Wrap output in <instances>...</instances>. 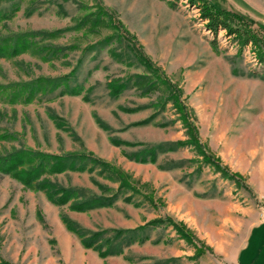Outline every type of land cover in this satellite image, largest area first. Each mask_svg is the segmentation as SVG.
Returning <instances> with one entry per match:
<instances>
[{
	"label": "rangeland",
	"instance_id": "374dc122",
	"mask_svg": "<svg viewBox=\"0 0 264 264\" xmlns=\"http://www.w3.org/2000/svg\"><path fill=\"white\" fill-rule=\"evenodd\" d=\"M206 1L237 13L264 33V0ZM101 7L106 13L98 17ZM34 30L55 31L35 38L40 45L63 48L49 53L31 48L0 57V83L74 71L70 82L82 90L73 94L59 88L29 103L0 98V127L15 134L0 142V152L20 146L51 153L87 148L134 180L148 183L145 193L154 189L164 203L153 206L144 194L125 189L110 206L75 211L0 173V256L12 264L230 263L255 221L252 211L264 207V62L253 46H240L225 29L215 35L191 0H0V38ZM134 48L181 87L179 99L189 108L200 140L240 172L248 186L223 177L193 145L160 152L154 162L125 155L142 147L140 143L189 137L165 83L159 81L145 94L136 85L110 93L111 80L149 73ZM146 118L150 120L139 122ZM112 137L135 144L117 145ZM180 159H186L182 166L164 167ZM51 177L96 193L101 189L92 177L113 190L119 185L98 170ZM63 213L92 230L136 227L171 216L212 250L189 259L194 246L162 224L141 231L148 238L123 253L102 257L67 228Z\"/></svg>",
	"mask_w": 264,
	"mask_h": 264
},
{
	"label": "trees",
	"instance_id": "16d2710c",
	"mask_svg": "<svg viewBox=\"0 0 264 264\" xmlns=\"http://www.w3.org/2000/svg\"><path fill=\"white\" fill-rule=\"evenodd\" d=\"M191 1L199 5L201 16L207 20V27L210 31L217 35L220 29H225L240 46L244 47L251 44L256 51L257 59L264 62V33H259L254 29L251 22L233 11L217 8L206 0ZM102 12L104 13L105 11L101 7L97 16L99 17ZM54 33L55 31L34 30L6 35L0 38V57H10L31 48L38 49L41 52L47 51V53L61 50L63 47L60 46L49 47L47 45H40L35 38L37 34L53 35ZM133 50L138 53L137 56L142 64L146 66L149 73H137L124 79L111 80L108 83L110 93L118 95L126 88L136 85L145 94L154 90L159 81L165 83L168 89L171 90L170 96L175 99L177 109L181 112L184 125L188 126L187 132L189 137L154 144L140 143L142 147L135 151L125 152V155L141 162H154L158 159L160 152L193 145L203 160L210 163L223 177L232 179L239 185L248 186L245 183V177L240 172L231 170L222 162L219 156L209 149L205 142L200 140L198 128L195 122L190 119L189 108L179 99L182 94L181 87L166 76L161 67L155 65L144 51L137 50L136 48ZM73 75L74 71H71L70 73L56 77L38 76L30 80L0 83V98L10 104L18 102L29 103L39 96L54 92L59 88H61L60 90L63 93L78 94L81 92L82 87L79 84H71L70 81ZM153 75L156 77V80L152 79ZM54 117L58 120V125L65 127L64 121L60 120L61 117L58 115ZM148 120L150 118L140 120L139 122ZM98 121L101 126L107 127V124L101 118H98ZM13 138H15L14 133L4 131L0 127V142L12 140ZM112 140L117 145L124 143L135 144L134 142L117 137H112ZM185 161L186 159L171 160L164 167L182 166ZM199 168L201 169V167ZM95 170H98L104 178L113 182H119L116 190H113L109 184L102 183L94 177L92 179L101 189L100 193L92 192L88 187L64 185L51 177L67 171L93 172ZM0 173L10 175L27 188L43 191L52 203L60 207L67 205L69 209L75 211L84 212L98 207L110 206L114 204L125 189L144 194V197L153 206L164 203L161 198L156 197L154 189L145 193L144 187H149L148 183L134 180L124 169L107 159L97 156L87 148L70 150L64 153H51L27 146L13 147L12 149L0 152ZM139 182L143 187L139 185ZM62 219L67 228L80 237L81 243L85 247H92L98 250L102 257L123 253L129 245L148 238L141 235V231L149 226L162 224L172 226L180 238L194 246L195 251L192 255L188 256L189 259H197L207 250H212L184 222L176 220L171 216L154 217L136 227H107L96 230L84 227L67 213L62 214ZM0 264L12 263L0 256Z\"/></svg>",
	"mask_w": 264,
	"mask_h": 264
},
{
	"label": "crops",
	"instance_id": "0c3cea01",
	"mask_svg": "<svg viewBox=\"0 0 264 264\" xmlns=\"http://www.w3.org/2000/svg\"><path fill=\"white\" fill-rule=\"evenodd\" d=\"M252 215L255 221L228 264H264V207L262 210H253Z\"/></svg>",
	"mask_w": 264,
	"mask_h": 264
}]
</instances>
